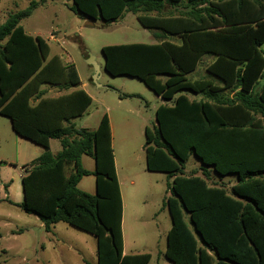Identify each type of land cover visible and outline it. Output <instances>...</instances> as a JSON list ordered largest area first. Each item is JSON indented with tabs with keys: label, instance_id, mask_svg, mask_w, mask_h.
I'll list each match as a JSON object with an SVG mask.
<instances>
[{
	"label": "trees",
	"instance_id": "1",
	"mask_svg": "<svg viewBox=\"0 0 264 264\" xmlns=\"http://www.w3.org/2000/svg\"><path fill=\"white\" fill-rule=\"evenodd\" d=\"M73 2L84 18L115 22L132 12L158 39L164 35L157 43L105 45L102 52L107 72L138 78L164 100L154 129H145L144 149L147 169L172 178L168 260L264 264V82L258 86L264 79V0ZM38 3L0 24V115L43 147L24 165L20 206L47 231L64 221L94 235L97 264H148L151 253L124 254L107 113L95 129L77 127L92 102L77 67L49 57L48 42L21 25ZM167 5L172 11L163 14ZM205 55L214 57L207 76L191 78ZM50 88L60 93L48 95ZM51 139L61 143L56 154ZM84 155L95 161V193L79 187L90 174ZM193 155L200 165L187 173ZM230 174L236 178L229 183L223 177Z\"/></svg>",
	"mask_w": 264,
	"mask_h": 264
},
{
	"label": "rangeland",
	"instance_id": "2",
	"mask_svg": "<svg viewBox=\"0 0 264 264\" xmlns=\"http://www.w3.org/2000/svg\"><path fill=\"white\" fill-rule=\"evenodd\" d=\"M32 1L0 0V24L10 14L27 9ZM36 1L38 5L21 20V25L28 33L40 34L48 42L49 56L59 55L63 61L70 59L75 64L92 97L86 112L75 120L77 127L95 129L105 113L112 120V148L126 203L124 254L148 252L152 255L148 264H170L164 252L171 227L167 197L171 195L172 178L166 172L147 170L142 128V122L152 130L156 125L154 92L138 78L107 72L102 52L105 45L157 43L155 31L142 26L137 14L132 12H125L115 22L96 19L90 24L73 7V0ZM170 11L167 5L163 14ZM90 55L100 66L97 81L93 79V66L86 61ZM207 59L195 74L189 75L191 78L205 76ZM263 82L260 79L258 86ZM59 93L53 89L48 95ZM61 148L58 139L51 140L54 154ZM42 151V146L18 135L10 119L0 115V264H97L94 235L64 221L47 231L36 214L27 213L20 206L24 165ZM199 165L197 157L191 156L187 173ZM84 166L92 168L93 157L85 155ZM223 178L230 183L236 175ZM131 180L135 181L134 185ZM94 183V178L87 177L82 187L91 188ZM185 215L188 221L189 214Z\"/></svg>",
	"mask_w": 264,
	"mask_h": 264
},
{
	"label": "crops",
	"instance_id": "3",
	"mask_svg": "<svg viewBox=\"0 0 264 264\" xmlns=\"http://www.w3.org/2000/svg\"><path fill=\"white\" fill-rule=\"evenodd\" d=\"M27 32V31H26ZM28 33V32H27ZM29 34H31V33H29ZM33 36H36V35H40V34H32ZM41 36V35H40ZM159 37H161V39H159V41H161L162 40V38H164V35H162V34H159L158 35ZM168 40H171V41H174L175 40V42H178L179 41V38L178 37H169V38H167ZM172 39H174V40H172ZM49 57H51V56H49ZM208 57V59H207V62H205V71H206V74H205V76H207V66L214 60V57L213 56H210V55H205L203 58H202V60H201V62H200V64H199V66L197 67V69L193 72L194 74L197 72V70L199 69V67L201 66V64L204 62V59L205 58H207ZM62 59V58H61ZM67 62H65V61H63L62 60V62L64 63V64H68V63H71V61H70V59L69 60H66ZM77 70H78V68H77ZM78 73H79V71H78ZM192 73V74H193ZM79 76H80V74H79ZM204 76V77H205ZM194 78H202V77H194ZM80 79H81V77H80ZM43 87H46V86H43ZM81 87L82 88H84L85 89V83L82 81V79H81ZM54 88H50V90H53ZM49 90V91H50ZM86 90V89H85ZM87 91V90H86ZM88 92V91H87ZM89 93V92H88ZM154 100H155V103H156V110H157V108H158V106L160 105V104H162V103H164V100L159 96V95H157V94H155L154 93ZM197 98H199V97H197ZM156 110H155V112H156ZM155 116H156V113H155ZM111 120V119H110ZM99 123V122H98ZM156 123H157V120H156ZM142 128H144V129H146L147 128V124H146V122H142ZM111 129H113V124H112V120H111ZM52 140V139H51ZM50 144H51V141H50ZM92 157V156H91ZM84 162H85V155L83 156V158H82V163H83V166H84ZM85 167V166H84ZM86 168V167H85ZM86 169H88L89 171H90V174H88V175H86V176H84L83 178H82V180L80 181V183H79V187L80 188H82L83 190H85V191H87V192H89V193H95L96 192V183H94V185H93V187H88V188H83L82 187V185H83V183L85 182V180H86V178L87 177H89V179L90 178H94V181L96 182V180H95V176L92 174V172L94 171V169H95V161H94V166L92 167V168H86ZM148 170V169H147ZM116 171H117V177H118V182H119V186H120V190H121V195H122V200H123V221H122V228H123V238H124V246H125V237H124V209H125V206H126V203H125V201H124V193H123V189H122V184H121V180H120V176H119V173H118V168H117V165H116ZM148 171H150V170H148ZM150 172H152V171H150ZM153 172H157V171H153ZM132 185H134L135 184V181L134 180H131V182H130ZM148 194H150V191H148L147 192ZM144 202H146V199H144ZM139 219H140V217H139ZM143 222H145L146 223V221L145 220H142ZM169 231V230H168ZM167 245V244H166ZM165 251H166V248H165ZM124 252H125V250H124ZM164 255H165V252H164ZM165 258H166V260H168V258L166 257V255H165ZM168 262H170V264H173L170 260H168Z\"/></svg>",
	"mask_w": 264,
	"mask_h": 264
},
{
	"label": "water",
	"instance_id": "4",
	"mask_svg": "<svg viewBox=\"0 0 264 264\" xmlns=\"http://www.w3.org/2000/svg\"><path fill=\"white\" fill-rule=\"evenodd\" d=\"M86 18L89 19V23L90 24L93 23L92 19H90L89 17H86ZM86 61H87L88 64L93 66V68H94L93 79H94V81H97V78H98L99 73H100V66L97 64V62L95 61V58L92 55H90V57H87Z\"/></svg>",
	"mask_w": 264,
	"mask_h": 264
}]
</instances>
